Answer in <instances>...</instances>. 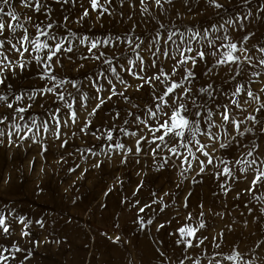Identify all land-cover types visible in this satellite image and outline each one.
<instances>
[{
  "label": "snow or ice",
  "instance_id": "1",
  "mask_svg": "<svg viewBox=\"0 0 264 264\" xmlns=\"http://www.w3.org/2000/svg\"><path fill=\"white\" fill-rule=\"evenodd\" d=\"M77 3L79 0H0V109H3L0 144L6 140L9 147L19 146L29 137L32 143H41L37 136L51 131L61 140L60 146L65 147L67 139H62V128L79 122L80 133L87 135L91 130L90 134L96 136L100 129L93 127L90 118L131 100L129 111L120 108L113 112L111 127L96 136L111 142L108 153L101 154L118 151L122 153V164L128 162L129 155L145 154L162 161L161 166L175 157L180 163L173 162L172 166L181 176L195 162L197 176L210 172L221 181L225 192L229 190L225 180L232 183L246 180L244 191L249 195L264 187V97L240 82L247 77L252 83L251 77L261 75L255 69L264 68V44L257 42L245 47L249 39L258 41L255 34L249 37L244 32L253 15L250 9L245 10L251 0H235L232 7L237 11L222 0H204L206 10L214 9L216 16L208 27L179 31L157 23L146 32L135 34V40L130 34L132 29L109 35L107 39H94L73 31L68 25L69 17L61 16L57 22L54 5ZM112 3L113 0L103 3L87 0L88 7L80 5L83 11L75 23L90 16L89 8L99 13L97 18L106 13L111 15L106 5ZM138 3L143 5L140 11L148 13L153 5L166 11L165 4L173 5L174 0H138ZM258 11L264 13V7ZM69 64L73 67L69 68ZM80 69L87 70L79 76L72 75ZM221 72L227 74V79ZM30 74L37 81L19 83ZM205 77L202 83H197ZM82 86L90 93L82 91ZM46 100L50 101L48 107L44 106ZM250 100L258 104L251 112L245 107ZM34 107L42 108V115H33ZM80 113H86L83 121ZM116 120H120L119 125ZM121 135L133 138V145L121 143ZM41 148L47 151L42 143ZM165 150L167 156L163 155ZM216 152L221 154L217 156ZM142 187L138 182L133 195ZM145 207L151 205L139 207L138 212L143 213ZM14 222L22 225L21 236L31 235L28 231L31 220L16 215L11 208L0 209V235L10 237ZM36 223L43 227V221ZM147 223L153 222L149 219ZM203 228L204 223L198 228L179 227L177 242L187 248L204 244L206 237L200 232ZM222 235L215 238L217 248ZM38 243L33 241L34 245ZM259 247L264 249V243ZM20 253L23 255L18 257ZM29 255L18 242L7 246L0 243V264H11L18 258L27 260ZM224 259L239 264L243 257L237 251Z\"/></svg>",
  "mask_w": 264,
  "mask_h": 264
},
{
  "label": "rangeland",
  "instance_id": "2",
  "mask_svg": "<svg viewBox=\"0 0 264 264\" xmlns=\"http://www.w3.org/2000/svg\"><path fill=\"white\" fill-rule=\"evenodd\" d=\"M222 2L237 11L232 7L235 0ZM81 4L88 7L87 0L63 7L54 5V18L59 22L61 16L69 17L68 25L73 31L94 39H107L109 35L132 29L130 34L135 40V34H142L157 23L165 24L169 30L184 31L189 27H208L216 19L215 10H206L204 0H187V3L174 0L173 5L165 4L166 11L153 5L148 13L140 11L143 5L138 0H113L111 5H106L111 15L106 13L97 18L99 13L89 8L90 16L75 23L83 11ZM260 7H264V0H251L245 5V10L250 9L253 15L244 32L249 37L253 34L258 37V41L249 39L245 47L257 42L264 44V13L258 11ZM126 50L131 52L130 48ZM86 70L73 71L72 75L79 76ZM255 71L261 75L251 77L252 83L247 77L238 79L264 97L261 91L264 68L258 67ZM221 75L227 79L226 73L221 72ZM203 79L206 77L197 83H202ZM29 80L35 82L37 77L30 74L19 83L27 84ZM82 91L90 93L84 86ZM132 95L137 93L132 92ZM130 103L131 100L117 104L111 112L102 110L98 117H91L93 127L100 131L111 127L113 112L120 108L129 111ZM49 104L46 100L44 106ZM249 105H245L249 112L252 107H258L251 100ZM32 113L42 115L43 109L34 107ZM85 115L79 114L80 121ZM115 123L119 125L120 120ZM79 127L78 122L61 129L62 139H67L65 147L60 146L61 140L51 131L42 132L37 139L47 151H42L41 143H32L31 137L19 146L9 147L6 140L0 144V209L11 208L16 215L32 221L28 237L21 236L22 225L18 222L13 223L10 237L0 235V243L7 246L18 242L30 253L27 260L18 258L11 264H237L224 259L237 251L243 257L239 264H264V249L259 247L264 243V187L249 195L244 191L246 180L237 183L225 180L229 188L225 192L221 181L210 172L197 176L195 162L192 169L181 176L172 166L173 162L180 163L175 157L161 166L162 161L153 160L150 155H129L128 162L122 164V153L118 151L101 154L108 153L111 142L103 137L97 139L100 131L93 136L89 130L86 135L79 132ZM65 132L67 136H63ZM73 132L76 135H72ZM120 142L131 147L133 138L121 135ZM93 152L97 155H92ZM220 154L216 152L217 156ZM163 155H168L166 150ZM97 162L100 167L93 166ZM138 182L143 187L133 195ZM146 204L151 208L145 207V211L139 213V207ZM188 216L191 219H187ZM149 219L152 224L147 223ZM37 220L43 221V227ZM201 223L205 224V228L200 229L206 237L204 244L187 248L177 242L179 227L198 228ZM160 224L164 227L160 228ZM221 233L217 248L215 238ZM33 241L39 242L38 245Z\"/></svg>",
  "mask_w": 264,
  "mask_h": 264
}]
</instances>
